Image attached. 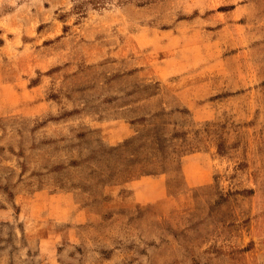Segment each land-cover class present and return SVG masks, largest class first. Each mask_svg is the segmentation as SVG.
Segmentation results:
<instances>
[{
	"label": "rangeland",
	"instance_id": "1",
	"mask_svg": "<svg viewBox=\"0 0 264 264\" xmlns=\"http://www.w3.org/2000/svg\"><path fill=\"white\" fill-rule=\"evenodd\" d=\"M0 264H264V0H0Z\"/></svg>",
	"mask_w": 264,
	"mask_h": 264
}]
</instances>
